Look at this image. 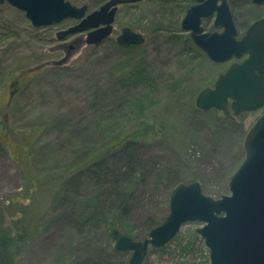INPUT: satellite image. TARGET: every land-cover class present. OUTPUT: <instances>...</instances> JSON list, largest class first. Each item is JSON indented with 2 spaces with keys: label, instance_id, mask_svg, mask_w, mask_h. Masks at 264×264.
Returning a JSON list of instances; mask_svg holds the SVG:
<instances>
[{
  "label": "rangeland",
  "instance_id": "rangeland-1",
  "mask_svg": "<svg viewBox=\"0 0 264 264\" xmlns=\"http://www.w3.org/2000/svg\"><path fill=\"white\" fill-rule=\"evenodd\" d=\"M68 1L93 12L108 0ZM228 2L240 37L264 17L252 0ZM185 15L153 1L122 5L110 40L92 46L87 33L58 39L77 20L36 28L24 12L1 7L0 264H129L132 253L115 252L109 233L82 234L67 221L71 207L54 209L48 199L62 166L83 164L123 133L144 140L137 153L115 146L106 158L115 176L130 165L139 175L129 181L126 212L115 214L122 234L143 241L164 223L176 181L197 182L213 199L231 194L245 137L264 109L237 118L197 108L199 93L231 62L216 64L195 45L182 30ZM214 21L203 20L206 32L222 31ZM127 27L145 45L117 49L112 41ZM202 227L184 224L166 246L151 247L143 264H211Z\"/></svg>",
  "mask_w": 264,
  "mask_h": 264
},
{
  "label": "water",
  "instance_id": "water-1",
  "mask_svg": "<svg viewBox=\"0 0 264 264\" xmlns=\"http://www.w3.org/2000/svg\"><path fill=\"white\" fill-rule=\"evenodd\" d=\"M144 0H108L89 12L68 0H0L25 13L36 28L50 27L73 19L79 23L57 36L59 40L87 33V45L99 46L114 33L119 7ZM263 6L264 0H252ZM215 16L221 32H206L204 19ZM195 45L216 64L234 62L219 75L213 88H205L196 99L204 112L218 110L240 117L264 109V18L255 21L240 37L228 0H196L181 23ZM123 47L146 43L142 33L124 28L116 39ZM244 149L246 158L230 180V195L213 199L199 183H178L171 194L170 212L164 223L147 239L135 241L111 229L115 252L132 253L129 264H143L149 249L170 243L187 223H202L197 233L210 251L211 264H264V114L249 129Z\"/></svg>",
  "mask_w": 264,
  "mask_h": 264
},
{
  "label": "trees",
  "instance_id": "trees-1",
  "mask_svg": "<svg viewBox=\"0 0 264 264\" xmlns=\"http://www.w3.org/2000/svg\"><path fill=\"white\" fill-rule=\"evenodd\" d=\"M145 1L159 3L166 12L173 10L184 14L196 3V0H144L142 3ZM237 1L245 0H231L233 5H238ZM180 17L179 15L178 22ZM112 43L120 51L130 49L119 46L116 41ZM143 140L144 135L123 133L112 142V146H103L98 150H101L100 152L89 154L83 164L74 162L65 167L62 166L60 168L61 185L56 187L48 198L51 207L54 209L62 206L71 207L66 214L67 221L82 234L95 228H102L104 232L110 234L111 229L119 227L115 214L118 211L126 212V193L128 185L131 186L129 181L139 175L135 165H130L121 176H115L114 172L107 167L106 158L115 146L124 151L127 149L130 151L129 148H131L137 153L138 146ZM132 157L137 158L138 155L133 154ZM177 183L176 181L174 186ZM28 229L30 232V228Z\"/></svg>",
  "mask_w": 264,
  "mask_h": 264
},
{
  "label": "flooded vegetation",
  "instance_id": "flooded-vegetation-1",
  "mask_svg": "<svg viewBox=\"0 0 264 264\" xmlns=\"http://www.w3.org/2000/svg\"><path fill=\"white\" fill-rule=\"evenodd\" d=\"M195 4H196V3H195ZM255 6H256V5H255ZM263 6H264V5H263ZM263 6H259V7H263ZM262 18H264V17H262ZM260 19H261V18H260ZM258 20H259V19H258ZM234 62H239V63H240L241 61L233 60V61H231V64L234 63ZM229 63H230V62H229ZM230 116H231V115H230Z\"/></svg>",
  "mask_w": 264,
  "mask_h": 264
}]
</instances>
